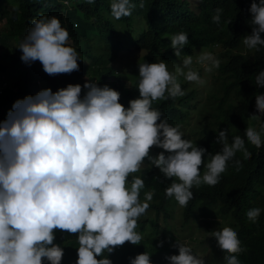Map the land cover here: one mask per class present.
I'll return each mask as SVG.
<instances>
[{
    "label": "trees",
    "instance_id": "obj_1",
    "mask_svg": "<svg viewBox=\"0 0 264 264\" xmlns=\"http://www.w3.org/2000/svg\"><path fill=\"white\" fill-rule=\"evenodd\" d=\"M66 1L0 0L9 26L0 31V151L6 163L16 157L18 184L40 163L32 203L0 209V264H179L177 234L135 230L145 213L152 224L164 215L167 227L172 213L206 225L228 216L223 263L264 264V0ZM124 45L141 52L137 61L123 53L129 80L116 75L126 73L115 66ZM202 48L219 56L207 84L189 69ZM178 66L188 75L173 76ZM113 80L120 90L107 91ZM17 112L20 123L10 119ZM123 157L138 159L137 189L151 193L142 203L127 197L124 210L101 172ZM68 186L81 191L77 203L60 193ZM91 220L115 223L112 238L83 240Z\"/></svg>",
    "mask_w": 264,
    "mask_h": 264
},
{
    "label": "rangeland",
    "instance_id": "obj_2",
    "mask_svg": "<svg viewBox=\"0 0 264 264\" xmlns=\"http://www.w3.org/2000/svg\"><path fill=\"white\" fill-rule=\"evenodd\" d=\"M78 15L81 16V13H79ZM137 27L138 23H133L130 27V29L132 30V38L137 35ZM8 30L9 26L7 25V23H5V20L0 21V31L7 32ZM17 42H14V44L16 45ZM128 42L130 41L128 40ZM123 47L124 49L120 50L117 53V62L115 66H119L120 70L125 71L126 73L117 72L116 75L119 80H129L130 78L134 77V74L131 72V70L127 71V69H125L124 67L130 68L134 67V65L131 66L130 63H128L124 59L123 53L129 56V58H131L133 61H137L141 52L138 53L136 50H126V48H130L128 45H124ZM217 52L218 49L213 51L209 48H202L196 52L195 58L193 59L194 62L190 65L189 69L190 71L199 70L201 71V73L192 76L194 81H206L207 84L213 77V75L217 71L215 68V62H217V60L219 59ZM178 70L179 71L173 73V76L179 77L176 75H179L180 73L188 75L187 73L182 71V67L178 66ZM158 86H160L158 77L153 78V87L157 88ZM198 87L201 93H206V91L203 89L204 87H202V83L198 84ZM106 88L120 90L119 88H117L116 80L110 82L106 86ZM108 97V95L104 96V99H107ZM199 99L201 103L205 101L204 96H200ZM60 103L64 105L66 102ZM19 118V112H17L13 117H10V119L15 123L21 122ZM89 118H92L91 114H89ZM37 121L39 122L40 120L37 118ZM64 128L67 127H65L64 125ZM34 131L37 133V135H40V129L38 125L34 128ZM251 131L254 133V135L257 134L253 131L252 128ZM129 135H134V127L129 130L126 136L128 137ZM135 141L136 140L133 138L130 140V144L133 148L135 147L137 150L142 151V153H146V151L147 153H152L153 148L149 147L148 144L145 145L142 143H136ZM79 154L83 155L82 150L79 151ZM81 155L80 157H82ZM15 159L16 157L8 159L6 163L4 150L0 151V182L5 186L7 185L8 187L0 193V209L7 202L17 199L25 200L28 205L32 203L31 196L35 190L34 183L39 174V160L36 158L33 159V161L29 165L27 174L21 179L20 184H18L19 181L15 179V175L11 171L15 167ZM136 161H138V159L135 157H123L120 161L116 159L106 161L101 166H104L103 171L101 170L103 175H106L109 180L116 184L117 191L114 196H121V199H117L114 201V205H121V209L123 210L126 208V205H130L129 201H127V197L135 198L136 200L138 199L139 203H142L147 199H151V193L140 192L137 189L136 182L133 177V174L136 172L134 171L137 166ZM84 165V163L76 164V166L79 168H76V170L80 174L83 173V168H85ZM70 179L71 176L68 180ZM60 193L64 194V196H66L73 204L80 201L81 191L78 189H74L72 186H68V188H66L64 191H61ZM176 210L179 211L180 209L177 208ZM120 214L122 217V212ZM173 215L174 214L172 213L170 218H168L169 221L167 222L169 226L167 227L164 221V215H159V217H157L156 219V224H152L147 222L145 220V217H152L154 216L153 213H145L141 216H139L138 214V216L134 218L133 227L136 231H139L138 234L142 238L153 236L162 237V232H165V234H167L173 231L175 234H177V236L179 237L180 247V253H178L177 258L179 264H224L223 260L221 259L223 244L221 243L220 239L227 237L230 234L227 229L228 226L226 225V223L228 222L226 218L228 216L219 215L218 219L216 220L215 215H211L209 219L212 224L210 223V225H206L203 222L199 223L194 219L192 223H185L181 216ZM215 222H219V224H215ZM116 229L117 225L115 223H113V225H101L98 222L91 220L89 224L84 226L82 239L94 240L96 236L101 233V231L106 232L107 235L112 238ZM179 254L184 257L183 261H181V257ZM42 260L43 257H39L31 264H41Z\"/></svg>",
    "mask_w": 264,
    "mask_h": 264
},
{
    "label": "clouds",
    "instance_id": "obj_3",
    "mask_svg": "<svg viewBox=\"0 0 264 264\" xmlns=\"http://www.w3.org/2000/svg\"><path fill=\"white\" fill-rule=\"evenodd\" d=\"M62 2L63 3H66L67 1L66 0H62ZM60 44V42L59 41H57V42H54V43H49V48L51 49V48H53L54 46H57V45H59ZM107 86V85H106ZM106 90L107 91H109V90H111V89H107L106 88ZM109 96L107 99H109L110 98V96H112V95H114V92H110V93H108V94H105L104 96ZM104 98V97H103ZM87 108V110L86 111H88V112H90L91 113V115H92V111L88 108V107H86ZM92 120L94 119V117L93 118H91ZM116 160H118V161H120V159L119 158H117ZM6 187H4V189H5Z\"/></svg>",
    "mask_w": 264,
    "mask_h": 264
}]
</instances>
